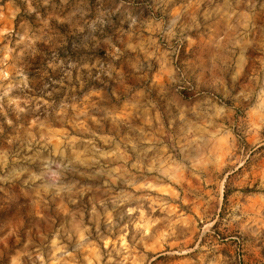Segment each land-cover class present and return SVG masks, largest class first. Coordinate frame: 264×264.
Returning <instances> with one entry per match:
<instances>
[{
	"label": "rangeland",
	"instance_id": "1",
	"mask_svg": "<svg viewBox=\"0 0 264 264\" xmlns=\"http://www.w3.org/2000/svg\"><path fill=\"white\" fill-rule=\"evenodd\" d=\"M0 264H264V0H0Z\"/></svg>",
	"mask_w": 264,
	"mask_h": 264
}]
</instances>
